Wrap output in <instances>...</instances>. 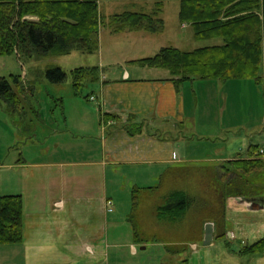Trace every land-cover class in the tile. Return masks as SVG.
Listing matches in <instances>:
<instances>
[{
	"label": "crops",
	"instance_id": "obj_1",
	"mask_svg": "<svg viewBox=\"0 0 264 264\" xmlns=\"http://www.w3.org/2000/svg\"><path fill=\"white\" fill-rule=\"evenodd\" d=\"M166 9L164 5L162 17ZM164 22L166 27L165 19ZM188 25L180 19L179 2L176 26L183 30ZM134 32L141 35L129 37L127 42L134 47L137 45L135 53H158L163 48L147 47L149 36L154 34L142 30L126 33ZM143 58L147 57L131 61ZM98 67L101 77L92 85L103 116L113 114L120 118L105 122L104 117H100L104 126L99 149L87 147L90 152H76L72 160L53 157L31 164L24 159L15 166L22 170L21 192L11 195L23 198V241L0 246V264H141L137 259L138 244L142 247L145 241H136L134 235L133 241L126 246L123 230L110 227V214L113 213L110 203L114 200L108 190L109 169L144 165L173 169L204 158H211L210 163L218 167L220 164L230 166L229 161L246 158L228 147L230 142L224 139L226 133L219 138L229 130L220 125V112L229 107V98L222 100L220 95L230 84L248 79L177 82L169 72L145 66L138 69L140 72L126 71L109 79L105 68ZM146 70L159 73L149 76ZM131 120L143 127L142 133L132 136L126 132L122 124ZM179 123L184 125L181 131ZM82 128L89 130L90 125L84 121ZM186 129L192 131L191 136L184 134ZM228 138L230 140L231 135ZM205 144H222L224 150L221 147L212 154L205 150ZM206 152L212 155L205 156ZM253 184L260 188L254 199L238 196L227 199V235L219 237L212 222L215 232L210 245L205 246L202 241L201 244L189 243L187 251L175 254L176 263L187 259V264H264V253L240 255L230 250L264 237V181ZM205 224L196 229L203 240ZM175 243L179 242L164 244V255L155 263H170L168 257L175 255L167 246ZM125 247H129L132 256L129 261L116 252Z\"/></svg>",
	"mask_w": 264,
	"mask_h": 264
},
{
	"label": "rangeland",
	"instance_id": "obj_2",
	"mask_svg": "<svg viewBox=\"0 0 264 264\" xmlns=\"http://www.w3.org/2000/svg\"><path fill=\"white\" fill-rule=\"evenodd\" d=\"M156 1L99 0L102 24L98 50L93 54L74 50L66 55L40 56L30 60L21 59L15 53L0 56V77L11 79V75H21L27 87L26 92L20 95V102L11 104L0 99V196L21 192L19 180L22 170L16 169L15 166L24 159L29 160L27 163L31 164L53 157L59 160H72L76 152H90L87 147L91 149L101 147L99 140L104 125L100 123V117L103 116V111L96 98V91L92 84H86L75 94L72 71L81 67L100 66L105 68L109 79L117 78L126 71L133 74L134 71L140 72L138 69H143L142 66L133 63L131 59L151 57L157 52L135 53L137 45L134 47L127 41L129 37H138L141 34L138 32L127 34V31L116 33L114 18L125 12L152 14ZM165 5L167 9L164 10L163 18L166 27L161 32L149 36L146 44L149 49L176 47L182 51H193L221 42L219 38L197 39L190 25L180 30L176 26L179 0H166ZM54 66L61 67L67 73L64 82L54 83L47 78L46 71ZM151 71L152 73H149ZM160 71L169 72L165 69ZM154 72L146 70L149 76L159 73ZM92 98L95 100H91ZM220 98L222 100L229 98V107L222 108L220 112V125H225L229 130L227 129L228 132H224L219 138L226 133L224 139L230 142L228 147L234 150L236 155L240 154L246 158L249 156L247 152L250 145H257L259 148H256L254 156L264 159V79L262 82L248 79L230 84L228 88L221 90ZM222 118L225 120L222 121ZM84 121L90 125L89 130L85 131L82 128ZM183 126L179 123V131L184 129ZM184 134L189 137L192 131L186 129ZM228 135H231L230 140ZM209 145H204L209 153L215 154L214 152L221 147L224 150L222 144ZM208 152L204 155H212ZM210 161L211 158H204L202 161L187 163L173 169L155 168L152 165L109 169L108 190L114 200L111 206L113 213L110 214V227L123 230V242L126 246L133 241V225L129 218L134 211V197L139 198L136 220L139 228L141 226L143 236L148 239L142 247L138 244L137 259L141 264H157L155 262L164 255L166 243H182L187 235L192 236L190 239H196L191 232L204 225L206 221V219L201 221L199 215L207 217L211 204L221 200L216 194L215 196L205 194L207 187L203 184L204 178L209 177L211 172L204 174V169L212 165ZM211 174L215 176L214 173ZM250 180H253V183L264 181V172L255 174ZM147 187H153V190L135 193L136 190ZM175 189L188 191L193 196V206L188 215L180 221L175 223L160 221L156 209L163 204V196ZM190 241L201 244V241ZM144 247L146 249L142 250ZM116 252H120L126 261L132 259L129 247ZM176 256H169L168 262L176 263L178 259Z\"/></svg>",
	"mask_w": 264,
	"mask_h": 264
},
{
	"label": "trees",
	"instance_id": "obj_3",
	"mask_svg": "<svg viewBox=\"0 0 264 264\" xmlns=\"http://www.w3.org/2000/svg\"><path fill=\"white\" fill-rule=\"evenodd\" d=\"M165 1L157 0L152 14L125 12L115 16L114 31L119 33L142 30L150 34L161 32L165 27L162 17ZM179 2L180 19L182 23L192 27L197 39L219 38L221 43L193 51L164 47L156 55L133 63L165 69L177 82L195 79L263 81L264 0ZM99 12V0H0V56L15 53L21 59L30 60L40 56L66 55L74 50L93 54L98 50L102 24ZM46 76L51 82L62 83L66 80L67 73L61 67L54 66L46 71ZM100 77L99 67L73 70L75 94L86 84L98 82ZM26 90L21 75H11V79L0 77V99L15 104L20 102V95ZM103 117L105 122L120 118L113 114H105ZM122 127L132 136L143 132V127L132 120L127 124L123 123ZM256 148L259 146L250 145L248 158L229 161L230 166L208 165L204 169V174H215L205 176V194H216L221 200L211 204L207 217L199 215V219H206L205 223L214 222L219 237L227 235V199L231 196L254 199L260 193V188L250 180L255 174L264 172V159L254 156ZM143 190L151 191L153 187L138 189L135 193L139 194ZM138 200V197H134V211L129 221L133 225L136 241L146 242L148 239L143 236L141 226L139 228L136 220ZM162 200L163 204L156 209L157 218L173 223L184 219L194 202L188 191L180 189L172 190ZM23 215L24 202L21 195L0 196V246L23 241ZM194 230L191 233L196 239H190L192 236L187 235L183 240L185 243L171 244L167 246L168 251L182 254L187 251L188 244L192 243L190 240L203 242L202 237L200 239L202 235L197 233L196 228ZM227 245L230 247V240ZM230 250L240 255L260 256L264 253V237L254 243L238 246L237 250ZM187 262L185 259L180 264Z\"/></svg>",
	"mask_w": 264,
	"mask_h": 264
},
{
	"label": "water",
	"instance_id": "obj_4",
	"mask_svg": "<svg viewBox=\"0 0 264 264\" xmlns=\"http://www.w3.org/2000/svg\"><path fill=\"white\" fill-rule=\"evenodd\" d=\"M214 224L212 222H208L205 224V234H204V240H203V244L205 246L210 245V243L213 241L214 239Z\"/></svg>",
	"mask_w": 264,
	"mask_h": 264
},
{
	"label": "built area",
	"instance_id": "obj_5",
	"mask_svg": "<svg viewBox=\"0 0 264 264\" xmlns=\"http://www.w3.org/2000/svg\"><path fill=\"white\" fill-rule=\"evenodd\" d=\"M92 100H94V98H93ZM112 204H113V203L111 202V203H110V211H112V209H111Z\"/></svg>",
	"mask_w": 264,
	"mask_h": 264
},
{
	"label": "bare ground",
	"instance_id": "obj_6",
	"mask_svg": "<svg viewBox=\"0 0 264 264\" xmlns=\"http://www.w3.org/2000/svg\"><path fill=\"white\" fill-rule=\"evenodd\" d=\"M93 99V98H92Z\"/></svg>",
	"mask_w": 264,
	"mask_h": 264
}]
</instances>
